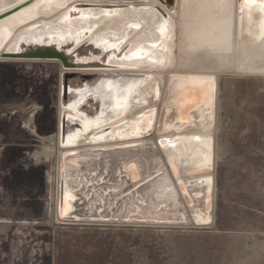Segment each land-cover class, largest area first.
Returning a JSON list of instances; mask_svg holds the SVG:
<instances>
[{"label":"water","instance_id":"95a60500","mask_svg":"<svg viewBox=\"0 0 264 264\" xmlns=\"http://www.w3.org/2000/svg\"><path fill=\"white\" fill-rule=\"evenodd\" d=\"M0 60L61 64L59 223L209 229L217 75H264V0H0Z\"/></svg>","mask_w":264,"mask_h":264},{"label":"rangeland","instance_id":"374dc122","mask_svg":"<svg viewBox=\"0 0 264 264\" xmlns=\"http://www.w3.org/2000/svg\"><path fill=\"white\" fill-rule=\"evenodd\" d=\"M60 73L0 61V264H264V76L219 79L215 224L194 229L58 222Z\"/></svg>","mask_w":264,"mask_h":264},{"label":"bare ground","instance_id":"6f19581e","mask_svg":"<svg viewBox=\"0 0 264 264\" xmlns=\"http://www.w3.org/2000/svg\"><path fill=\"white\" fill-rule=\"evenodd\" d=\"M0 61H5V60H0ZM5 62H8V61H5ZM10 62V61H9ZM176 73H179V72H176ZM228 74H238V75H261V74H256V73H239V72H233V73H222V74H218V78L220 79L221 76H224V75H228ZM264 76V75H262ZM168 78V75L166 74V80ZM216 137V136H215ZM152 139H154L153 137L150 138V139H145L146 141H151ZM217 160V158H216Z\"/></svg>","mask_w":264,"mask_h":264},{"label":"built area","instance_id":"2783aa9c","mask_svg":"<svg viewBox=\"0 0 264 264\" xmlns=\"http://www.w3.org/2000/svg\"><path fill=\"white\" fill-rule=\"evenodd\" d=\"M21 62H23V63H57V64H59L60 67H61V64L58 63V62H36V61H21ZM62 72H63V70H62V67H61V73H62ZM61 73H60V76H61Z\"/></svg>","mask_w":264,"mask_h":264}]
</instances>
